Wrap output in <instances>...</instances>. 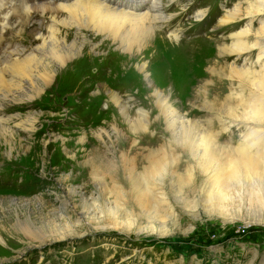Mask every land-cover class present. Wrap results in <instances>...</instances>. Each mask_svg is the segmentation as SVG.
Masks as SVG:
<instances>
[{"label":"rangeland","instance_id":"1","mask_svg":"<svg viewBox=\"0 0 264 264\" xmlns=\"http://www.w3.org/2000/svg\"><path fill=\"white\" fill-rule=\"evenodd\" d=\"M152 2L145 0L141 10ZM240 2L246 8L244 0H158L167 23L161 21L155 36L130 52L119 49L107 33H97V12L85 6L75 15L55 14L54 29L49 14L40 16L39 25L30 24L38 23L37 15L24 23L9 14L13 48L3 47L7 34H0V58L7 48L28 49L26 54L47 32L53 43L78 53L37 99L20 104L17 95L2 99L0 94V118H14L6 124L8 135H0V264H264V192H258L264 186L263 166L247 180L254 183L252 189L242 185V200L230 206L229 220L212 204L202 209L197 192L209 185L192 168L190 153L174 149L173 132L153 97L155 91L163 95L182 116L217 135L220 145L243 141L242 126L220 129L221 118L202 110L203 99L194 94L204 81L209 99L226 96L228 87L237 89L229 78L209 75L207 68L215 62L244 63L245 56L217 53L220 42L229 46V36L247 23L219 24ZM262 18L253 22L255 30ZM1 24L8 25L0 20V33ZM45 57L54 63L49 53ZM111 93L126 104V116ZM30 116L37 119L34 129L13 128ZM138 119L141 128L135 126ZM154 161H160V172L148 178L147 166ZM190 168L194 185L201 186L198 191H189L186 182L182 191L173 190L176 178ZM154 183L161 184L162 202L156 205L152 198L146 207H136L133 185L148 193ZM189 200L195 202L197 216L182 207Z\"/></svg>","mask_w":264,"mask_h":264},{"label":"bare ground","instance_id":"2","mask_svg":"<svg viewBox=\"0 0 264 264\" xmlns=\"http://www.w3.org/2000/svg\"><path fill=\"white\" fill-rule=\"evenodd\" d=\"M16 1L0 0V20L2 23L8 24L5 21L9 22V19H11L8 18L10 10H12L11 16L23 18L24 23L31 18L30 15L33 12H38L40 16L47 14L51 16L49 28L54 29V26L58 24L56 20L58 15L55 16V14L67 12L70 15H75L79 8L85 6L89 10L92 9V11L97 12V25L99 26L97 33H107L112 42H118L119 49H122L123 52H130L134 46L140 47L143 41L147 43L150 38L155 36L157 25L161 21L167 23L165 21L167 19L161 14L158 0H153L145 11L141 10L145 0H21L23 7L21 13H18L16 9H12V6L15 4L17 6V3H19H16ZM244 3L246 8H242L241 2L235 4L219 20V24L220 26L234 25L246 19L247 23L243 28L229 36L231 40L229 46L220 42V46L218 45L217 48V53L221 56L235 55L238 58L245 56L244 63L241 67H237L233 64L227 66L215 62L207 68L209 75L229 78L231 86L235 85L237 89L228 87L230 93L226 96L216 94L209 99L208 90L205 88L207 82L204 81L199 86V90L194 93L203 99L202 110L214 112L221 118L218 119L220 125L222 124L220 129L230 130L233 127L240 129V126H242L246 130L245 134H241L243 138L241 143L237 146H223L220 145L221 142L218 144L216 142L217 135L212 136L210 135L211 132L209 134L204 132L201 130L203 127L200 128L198 121L185 118L174 105L172 108L168 104L163 95L156 91L153 93L157 108L165 115L167 128L173 132L174 149H184L190 153L193 158L194 167L192 168H195L199 174H204V180L209 185L208 188L205 187L206 185L203 188L197 184L194 185V172L190 168L186 170L184 175H179L176 178V187L173 190L182 191L180 188L185 182L191 192H196L201 187V191H198L197 194L201 195L199 201L202 203V209L206 208L208 203L212 204L214 206L213 210L219 211L222 214L219 216L221 218L225 217L226 220H229L228 216L230 214L227 213L231 212L230 208L234 206L235 199L242 200L244 190L242 185L248 184L247 180L251 179L254 173H258L262 166L264 168V18L258 21L259 28L257 30L253 28L255 19L264 15V0H244ZM199 14L202 15L203 13ZM47 33L49 36L44 37L41 35L37 38L38 45L29 49L26 54L23 50L18 49L10 51L7 48L4 50L3 58H0V85L7 87V91H4V88L0 89V94H3L2 99L17 95L20 98V104L21 102L37 99L41 95L42 88H47L53 84L56 72L60 67H63L65 61L77 55L78 52L75 53L76 51L73 52L72 49L62 48L60 45L53 43L51 40L52 32ZM171 34L174 35L173 37L177 36L175 31ZM254 52H256V59L252 62L250 56H254ZM48 53L54 60L53 64L46 61L45 54ZM236 57L234 58L236 59ZM138 70L142 72L143 67L138 68ZM3 72L7 75H4ZM110 97L113 104L119 108L120 113L126 116V111H128L125 107L126 104L113 93L110 94ZM143 115V113L138 114L139 117H143ZM13 119V117L0 118V135H8L6 124L12 123ZM223 119L225 121H222ZM36 121V116H30L25 121H16L13 128L30 131L34 129L33 124ZM210 122L211 120L207 121V124ZM2 123H4V126ZM139 123L140 120L138 119L135 126L137 128L143 127ZM154 162L155 164L150 162L147 166L146 175L148 178L160 172L156 171L161 166L159 165L160 161ZM176 166L177 164H173V168ZM90 167L92 168L91 175L96 179L95 167L93 165ZM248 185L247 187H252L250 184ZM138 186V184H134L131 190L136 207H146L152 198L156 199L154 202L156 205L158 201L162 202L159 198L162 194L161 184L149 185L150 192L148 193L147 189L144 190ZM258 192H264L263 185ZM249 196L251 201L253 194L250 193ZM182 207L189 209L193 214L192 216H197L194 214L196 212L195 202L192 200L182 203ZM231 220L230 223H232Z\"/></svg>","mask_w":264,"mask_h":264}]
</instances>
